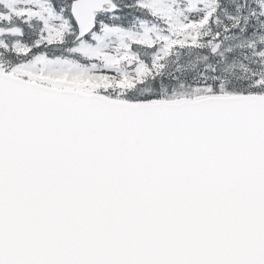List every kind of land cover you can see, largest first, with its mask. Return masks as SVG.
I'll list each match as a JSON object with an SVG mask.
<instances>
[{
    "label": "snow or ice",
    "instance_id": "6c2138e0",
    "mask_svg": "<svg viewBox=\"0 0 264 264\" xmlns=\"http://www.w3.org/2000/svg\"><path fill=\"white\" fill-rule=\"evenodd\" d=\"M0 264H264V0H0Z\"/></svg>",
    "mask_w": 264,
    "mask_h": 264
}]
</instances>
